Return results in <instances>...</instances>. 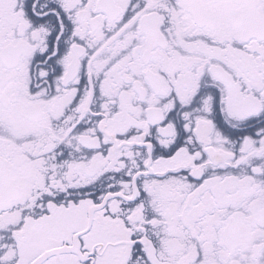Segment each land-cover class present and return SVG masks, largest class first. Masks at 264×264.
<instances>
[{"label": "flooded vegetation", "instance_id": "1", "mask_svg": "<svg viewBox=\"0 0 264 264\" xmlns=\"http://www.w3.org/2000/svg\"><path fill=\"white\" fill-rule=\"evenodd\" d=\"M52 1L41 52L28 51L26 23L9 32L0 0V198L12 197L0 203V264H18L4 260V236L25 241L35 212L110 192L133 199L94 214L85 261L68 254L76 263L100 264L129 241L115 244L117 264H264L249 198L264 187V0ZM16 4L30 19L39 10ZM38 157L66 188L33 204L24 181ZM83 216L54 247L87 227ZM97 222L116 240L90 242Z\"/></svg>", "mask_w": 264, "mask_h": 264}, {"label": "rangeland", "instance_id": "2", "mask_svg": "<svg viewBox=\"0 0 264 264\" xmlns=\"http://www.w3.org/2000/svg\"><path fill=\"white\" fill-rule=\"evenodd\" d=\"M16 1H19L24 6L28 7H39L35 14H31V19L22 14L20 10H17L18 4ZM52 0H8L9 11L7 14V22L9 25V32H15L16 27L21 22L26 23V32H25V43L28 46V51H33L35 49H40L41 52L44 51L45 47L37 44V42H42V39L45 35L50 34L49 30L42 28L40 25H44L42 22H48V16L51 15V6H53ZM42 23V24H40ZM48 25L49 24H46ZM40 53V51H39ZM41 59L44 61L45 53L40 54ZM44 159L38 157L35 159L32 165L26 169V173L30 175L31 180H27L25 177V194L28 195L31 193L35 194L31 199L28 198V203H35L34 198L40 197L41 194L50 195L57 186H59L60 191L63 188H66V184L62 185L59 182H55L51 175L45 173V169H43ZM71 173V172H70ZM69 173V174H70ZM75 174H72V185H76L77 188H83L82 186H77L79 184V180L83 181L82 176L80 178H75ZM70 175H67V180ZM77 179V180H76ZM55 182L52 184V182ZM74 187V188H76ZM29 188V190H28ZM31 188H35L33 191ZM39 190H36V189ZM79 190L78 192H72L74 194H82ZM40 192V193H39ZM26 196V195H25ZM240 197V195H239ZM249 198L259 199L258 212L262 215L264 221V187L262 189L249 191ZM72 199H77L72 197ZM32 206V204H29ZM76 202H72V207H66V209H61V206L53 205V203L48 204L47 207H43L40 212H35L40 209L36 207H26L25 212L30 216V220L25 226V230L23 229L24 236H26V240L22 243L19 241H15L10 239L8 234H5L4 238L8 244L9 249L6 251L4 255V260L6 262L12 260L18 264H28L31 260H33L36 256L44 252L45 250L54 247L59 244L63 237H66V234L71 230L72 232L75 230L81 229L84 224V216L83 213L87 212L90 207V201L79 202V205L76 206ZM64 208V207H63ZM28 209V210H27ZM61 209L62 211H59ZM30 210V211H29ZM52 212L53 215L48 219V215L43 216L47 212ZM43 216V217H42ZM42 217V218H41ZM45 217V218H44ZM16 218L19 216L12 215L7 221L9 224L13 223ZM40 219V220H39ZM89 236V235H88ZM90 242H103L106 244V241H115L116 238L111 234L108 230V227L97 222L95 232L90 234L89 238ZM122 241L115 243L121 244ZM113 244V247L106 253V257L102 260L100 259V264H117V260L114 259V254H116L119 250L118 246ZM14 245V246H13ZM14 249V250H13ZM113 256V258H112ZM2 256L0 257L1 260ZM44 264H78L74 261L72 256H64L61 258V261H56L55 259L50 260L48 263Z\"/></svg>", "mask_w": 264, "mask_h": 264}, {"label": "water", "instance_id": "3", "mask_svg": "<svg viewBox=\"0 0 264 264\" xmlns=\"http://www.w3.org/2000/svg\"><path fill=\"white\" fill-rule=\"evenodd\" d=\"M23 29V25H21L20 27V30ZM22 46L18 47L19 49H21ZM116 196H119V197H122V198H125V199H128L126 198L125 196H123L122 194L120 193H115V194H107L104 201L98 205V206H95V207H92L91 210H90V215H92L93 211L97 208H100L102 207L104 204H105V201L110 198V197H116ZM91 218V217H90ZM78 235H75L73 237V245L71 247H68V248H57V249H51V250H48L46 252H44L42 255H40L34 262H32V264H40V262L44 261L47 257L53 255V254H56L57 256H59L60 252H72V253H75L78 255V244L76 243V238H77Z\"/></svg>", "mask_w": 264, "mask_h": 264}, {"label": "bare ground", "instance_id": "4", "mask_svg": "<svg viewBox=\"0 0 264 264\" xmlns=\"http://www.w3.org/2000/svg\"><path fill=\"white\" fill-rule=\"evenodd\" d=\"M7 199L11 200L12 197H9V198H6V199H5V198H4V199H1V198H0V202H3V201H5V200H7ZM32 213H33V212H32Z\"/></svg>", "mask_w": 264, "mask_h": 264}]
</instances>
